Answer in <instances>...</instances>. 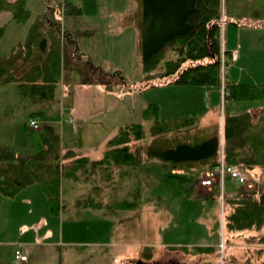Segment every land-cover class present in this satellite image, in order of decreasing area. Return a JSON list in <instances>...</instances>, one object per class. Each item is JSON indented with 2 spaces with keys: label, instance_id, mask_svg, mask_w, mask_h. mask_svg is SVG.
<instances>
[{
  "label": "rangeland",
  "instance_id": "1",
  "mask_svg": "<svg viewBox=\"0 0 264 264\" xmlns=\"http://www.w3.org/2000/svg\"><path fill=\"white\" fill-rule=\"evenodd\" d=\"M58 2L60 0H28L29 20L24 24L11 22L6 26L0 38V55H8L13 49L17 50L19 43L25 42L30 23L39 16L47 15L49 19L59 24L60 42L63 49L61 76L52 101L43 104H31L27 99L18 95L14 84L0 86L1 146L10 145L15 149L14 152H21L26 150L22 149L19 143L21 141L22 143L29 142L27 146L31 154L40 150L42 131H30L25 125L27 121V119L25 121V112L29 108L31 110L43 108L47 124L59 136L60 148L67 150L78 146L80 152L91 160L101 159L108 139L116 134L120 127L129 124L142 125L145 133L144 139L130 144L135 146L134 148L137 145H140V148L142 145H146L150 141L149 128L152 123L149 120H144L143 111L151 103L158 106L157 117L159 120L176 122L189 118L195 119L191 114H199L197 110L201 108V105L193 97L189 98V94H184L181 99L178 98L177 90L172 88L177 85L164 86L166 89L147 86L141 92H132L127 89L139 90L147 85V82L142 79L141 36L139 31L142 18L139 19L141 17L140 7L134 6V0H130L126 6L121 7L113 5V0H111L107 3L110 5L108 8L100 7L99 9L96 7L97 4H94L93 9H89L91 3H86V7H84L86 12L88 10L100 12L102 21L97 17L96 20L99 22L97 24L90 23L87 18L92 19L91 16L80 20H74L72 17L70 20L68 17L64 18L55 9ZM136 3L137 6L140 5L138 0ZM229 10L231 13H228ZM107 14L110 15V20L114 23H105ZM129 16L134 20L136 19V23L132 21L115 23L118 17ZM228 17H232L235 21L233 22L232 19V22H227ZM261 17L264 19V0H241L240 4H236V0H222L219 22L220 36L225 49L232 54V62L228 66L226 60L220 65L219 78L224 81L225 85L227 84L226 77H230L231 74H237L243 80L252 82L264 81V20ZM6 18L7 14H0V26L4 25L7 21ZM240 19L244 22H241L242 24L237 27L236 23ZM84 23H88L91 28L97 27L95 30L88 31V34L93 32V39H90L88 34L83 36L75 34L79 29L85 28ZM222 49L224 48L220 43L219 60ZM90 50L93 51L95 61L91 68L87 65L86 58L82 56V52L85 54L86 52L89 53ZM168 54L170 55L169 58H175V54L172 52H168ZM226 55L230 58L228 53ZM70 56H72V64L69 62ZM77 71L84 73V79L85 77L92 78L110 91L104 94L97 84L92 87H85L77 85V82H72L70 76ZM166 81L169 80H151L148 83L155 85ZM188 87H193L190 91H193L195 95L198 94L197 86ZM162 88L164 90H161ZM217 104L219 105L216 124L209 127L208 131L217 132L219 135L220 151L223 147L224 110L235 113L254 109L256 115L264 112V100L227 102L225 104L224 101L221 103L218 101ZM170 106L177 110H169ZM169 111L174 112L170 113ZM197 114H195L196 117ZM69 118L71 122H68ZM198 127L201 129L197 128L199 133L204 134V128ZM167 137L171 142L189 139L183 134L178 136L176 133H171ZM138 160L140 164L137 168L130 166L112 167L107 169V172H110L109 181L100 180L99 174L95 177L96 180L90 183L91 186L100 187L102 192L93 193L91 191L89 194H93L104 204L114 205L117 200L121 199L136 202L137 207L133 210L119 209L117 211L119 216L116 218L124 219L121 225L123 228L121 234L130 242L125 250L121 249V252L124 253L125 251L126 254L118 256V249L113 246H105L99 250L97 248L85 249L88 246L87 243L115 240L119 235L117 227L114 231L112 228L109 230L106 222H102L99 217L95 216H101L102 211L99 210L86 211L85 214H82L83 216H76L75 213H64L63 219L61 215V219L68 223H64L65 228L68 225H76L75 228L78 230L75 234H79L72 238L67 235L66 231L63 240L69 238L74 240V243L79 242L82 245L81 249L84 250H97L101 264H108L110 259L114 260L116 257L118 259L115 262L127 258L126 260L130 264H139V262L143 264H200L204 261L212 264H258L259 260L256 255L260 246L251 242L250 232L232 233L227 231L225 216L231 208L227 205L229 199L246 193L253 194L258 199L260 194L264 193V171L258 168L247 171L248 182L244 186H239L236 183L230 184L226 181L221 195L217 186L212 190H206L200 189L196 184L194 188L195 179L204 174L208 169L207 167L197 165L190 170H172L171 167H163L160 161L149 159L145 155H141ZM166 173L183 175L191 180V184L184 188L167 179ZM71 184L72 181L69 179L63 181L62 195L64 200H68L69 194L75 196V194L85 192L82 189V184H76V186ZM36 187L35 189L40 193L39 185ZM231 189L232 194L229 195ZM41 195L43 196V194ZM20 199L21 196L16 199V203L22 204ZM2 201L7 203L0 196V222L4 223L8 217L5 213L6 209L2 206ZM43 211L39 221L45 220L46 227L49 228L48 243L49 245L59 243V231L52 225V221H58L57 226L59 227L58 218L60 217L54 218L46 210ZM31 212L30 216L26 215L27 220L24 217L25 223L37 222L33 221L31 217L34 215L33 208ZM106 218L111 221L112 225L115 224V218L112 217L111 211L110 216ZM20 226L22 223L19 225L12 221L10 229L5 230L0 224V242L7 241L14 244L23 241L24 238L29 240L35 238L33 230L26 231V234L21 236ZM99 229L103 230L98 231ZM42 232L40 231V233ZM140 246L151 247L152 251L156 250L151 251L152 256L147 260L143 256L151 254V252L149 250L143 251L141 256ZM197 246L214 247L216 252L212 255H190L178 248ZM53 248L56 251L59 249L62 251V264H68V262L90 264V259L80 250L75 252L80 255L76 257V260H73L75 257L69 258V256L71 253L74 255V251L68 254L65 247L56 245ZM78 249L80 248L78 247ZM103 252L107 253L101 257ZM52 256L54 259L56 258V254L54 255L52 251L48 250L44 259L50 263ZM57 261L56 258L55 264Z\"/></svg>",
  "mask_w": 264,
  "mask_h": 264
},
{
  "label": "trees",
  "instance_id": "2",
  "mask_svg": "<svg viewBox=\"0 0 264 264\" xmlns=\"http://www.w3.org/2000/svg\"><path fill=\"white\" fill-rule=\"evenodd\" d=\"M74 1H60L55 9L63 17H80L82 9ZM221 1L141 0L142 79L147 82L141 90L147 86L164 87L170 84L218 90ZM26 2L0 0V14H7V21L0 26V38L11 22L24 24L29 20L30 10ZM59 31V24L47 15L32 21L25 42L19 43L17 50L13 49L8 55H0V86L14 84L18 95L31 104L52 101L61 76L62 46ZM75 34L83 36L88 31H76ZM168 52L175 54V58H169ZM165 79L169 81L155 85L148 83ZM257 100H264V84H227L224 104ZM149 105L143 111V118L152 123L149 128L150 141L141 148L137 145L139 148L136 146V149L130 143L144 139L142 125L120 127L105 143L102 157L97 161L81 156L78 146L61 152L59 136L49 126L41 132L44 148L32 155L19 157L12 149L0 145V196L12 199L25 188L40 185L48 213L57 216L62 179L93 183L100 174V180L109 181L110 172L107 169L124 166L137 168L141 155L158 160L163 167L168 166L172 170H190L197 165L211 169L218 164L220 139L217 132L202 137L194 118L176 122L159 120L157 104ZM224 114V162L246 173L254 168L264 171V112L257 118L247 111L231 115L224 110ZM30 116L40 117L39 114ZM171 133L178 136L183 134L189 139L171 142L167 137ZM166 178L184 188L191 184V180L183 175L166 173ZM100 190V187H91L93 193ZM241 195L228 200L227 205L231 208L225 216V228L232 233L250 232L251 242L261 247L256 255L258 264H264V193L258 199L253 194ZM76 205L81 208L100 206L108 212L137 207L136 202L122 199L114 205H103L91 194L78 198ZM178 248L190 255H212L216 252L210 246ZM147 250L151 252L152 248H141V256ZM152 252L143 257L150 259ZM200 264L212 263L204 261Z\"/></svg>",
  "mask_w": 264,
  "mask_h": 264
},
{
  "label": "crops",
  "instance_id": "3",
  "mask_svg": "<svg viewBox=\"0 0 264 264\" xmlns=\"http://www.w3.org/2000/svg\"><path fill=\"white\" fill-rule=\"evenodd\" d=\"M11 1H13V0H11ZM60 1H64V0H60ZM110 1L111 0H76V2L74 1V3L76 5H79V7L82 9V15L80 17L74 18V20L75 19L80 20V19H84V18L86 19L87 17L91 16L92 19L91 18H87L90 21V23H92V24L99 23L96 20V18L98 17V19L102 21V17L99 15L100 12L98 10L96 12L89 11V10H88V12H86L84 7H86V3L88 4V2H89V3H91L89 9H93L92 7H95L94 4H97L96 7H98V9L100 7L108 8V6H110V5H107V3L110 2ZM240 1L241 0H236V4H240ZM27 2H28V0H27ZM27 2H26V7H27ZM129 2H130V0H113L112 4L116 5L117 7H121V6H126V4L129 3ZM138 2H140L139 6H137L136 0H134V6L136 8L140 7V16H141V0H138ZM228 13H231V11L229 10ZM230 15H232V14H230ZM245 17H246V15H245ZM70 18L71 17H68V20H70ZM228 18H229V20H228ZM228 18L226 19L227 22L231 21L233 19L232 17H228ZM139 19H141V17ZM242 19H245V18H242ZM261 19H263V18L261 17ZM94 21H96V22H94ZM129 21L130 22L132 21V22L136 23V19L134 20L131 16H129V17H118L115 23H118V24H120V23H128ZM234 21L235 20L233 19V22ZM241 22H242V20L240 19L239 22L236 23L237 27H239L244 21L242 23ZM105 23H114V22H112L110 20V15L109 14H107V19H106ZM85 25H86L85 28L79 29L78 31H91V30H95L97 28L96 26H93V28H91V26H89L88 23H86ZM88 35H89L90 39L94 38L93 32L91 34H88ZM82 54H83L82 56H84L86 58V63H87V65H89V68H91V66H94L95 61H94L93 51L90 50L89 53L86 52L85 54L82 52ZM69 62H70V64H72V56H70ZM62 65H63V49H62V59H61V71H62ZM233 72H236V71H233ZM70 77H71V81L72 82H77V85H83L85 87H89V86L92 87L95 84H97V85L100 86V88L104 92V94H106L107 91H110V90H106V88L103 85L99 84L98 82H95L92 78L89 79V77H85V79H84V73L82 71L81 72L77 71V73H73ZM227 79H228L229 83L231 82V83H243V84H245V83H248V84H264V81H262V82H252V81H249V80H243L237 74H234V75L231 74V76L228 77ZM131 85L136 86L135 84H131ZM166 87H169V86H166ZM166 87H164V89H166ZM158 88H160V87H158ZM172 88H174V90H177L178 98L181 99V98L184 97V94H189L190 95L189 98L193 97L197 102H199V105H201V108H199L197 110V111H199V114L192 113L191 116L195 117V125L203 127L206 130L205 133L202 134L203 136L202 135L201 136L202 137L211 136L212 135V131H208V128L211 127L212 125L216 124V120H217L216 117H217V114H218L217 113V109H218V105H219V104H217V102L219 101V103H221L219 91H217L216 89L214 90V89H211V88H204V87H198L197 86L196 90H197L198 94L195 95L193 93V91H190V89L193 88V87H188V86H181L180 87V85H177V86H174ZM127 89L132 91V92H141L142 91L141 89L138 90V89H135V88H133V89L127 88ZM164 89L162 88L161 90H164ZM217 95H218V98H217ZM169 110H177V109H174L173 106H170ZM169 112L173 113L174 111H169ZM247 112L251 113V115L254 118H257L260 115V114L256 115V113L254 112V109H252V110L250 109ZM25 113H26L25 121L28 118H32L30 116L31 114H35V115L39 114L40 117L35 116L33 118L37 119V121L40 123V125L42 127V130H43L44 127L49 126L47 124V118L45 117L46 115H45V112H44L42 107L39 108L38 110H31L29 108ZM237 113H241V112H235V113H229V114L235 115ZM195 114H197V117L195 116ZM221 127H222V124H221ZM52 131H53V129H52ZM19 143H20L22 149H26V150H22L21 152H15V154L17 156L26 157V156L32 155L29 152L30 150L28 149V146H27L29 142L22 143L20 141ZM6 147H8V148L12 149L13 151H15V149L10 147V145H8ZM36 147H37V145H36ZM38 147H39V145H38ZM43 148H44V146H43V144L41 142L40 150L43 149ZM60 149H61V152L65 151V150L62 149V147ZM80 155L84 156V157H87V156L83 155L81 152H80ZM88 159L91 160L90 158H88ZM92 161H97V160H92ZM207 171L208 170H206L204 172V174ZM204 174H201L198 178L195 179L194 188H195V186L197 184L198 179L202 178L204 176ZM64 180H66V179H62L60 181V211H59V214L57 215V216L60 217V218H58L59 227L57 226V222H58L57 219H56L57 222L52 221V225H54V227L57 228V231H59V236H60V242L59 243H52L51 245H49L48 240H47V236L50 235V232H48L49 228L46 227V221L45 220L44 221H39L40 217H41L40 215H43L41 212H44L43 210H46L48 212V208H47V205H46V198H45V195H44L42 189L40 188V185H39L40 193L37 191V189H35L36 185H33L35 187L29 186V187L25 188L23 191H21L19 194H17L12 199H4L1 196L2 200H6L7 201V203H3V201H2V206L6 209L5 213H6V216L8 217L7 218L8 220L6 222H4V223L0 222L1 227L3 226L2 227L3 229L5 228V230H9L12 221H13V223H17L19 225L22 223V226L19 227L20 230L22 231L21 236H24L26 234V231L33 230V234H34L35 238L33 237L32 240L24 238L23 241L16 242L14 244H13V242H7V241L4 242V243L0 242V249H1L0 250V264H16L14 262V260H13V254H14V250L17 249V248H20L24 252V254L27 256V260L25 262L19 263V264H55L56 258L58 259L57 264H62V251H60V249L56 251L53 248V246H56V245L60 246V247L61 246L65 247V250L68 251V254L71 251H74V255H72V253H71V255L69 256V258L75 257V259H73V260H76V257L78 255H80L79 253L76 254L75 252H77V250H80L81 252L85 253L87 255V257L90 259V264H101L100 258L98 257L99 253L97 252V250H99V249H101V248H103L105 246L116 247L118 249V252H117L118 256H121V254H126L125 251H124V253L121 252V249L123 248L125 250L127 248L128 244L130 243L128 241V239L124 238L122 236V234H121V231L123 229L121 225L123 224V220L124 219L119 220L118 218H116V217L119 216V214L117 212H112V217L115 218V224L112 225L111 221L106 218V217L110 216V212L106 211L103 207H100V206L88 207V208L78 207L76 205V200L78 198L82 197L83 195L89 194L90 191H91V187H92L89 182H85L83 180L69 179V180L72 181V184H71L72 186L73 185L76 186V184H80V185L82 184V189L85 192H83L81 194H75V196H72L71 194H69L67 196L68 200H64L63 195H62L63 194L62 188H63V181ZM230 184H233V183H230ZM29 188H32V189H29ZM36 188H38V187H36ZM213 188H216V186H214ZM25 190H27V191H25ZM101 192H102V190L98 191L97 193H101ZM41 194H43V196ZM231 194H232V189L229 192V195H231ZM19 196H21L20 201H21L22 204L16 203V199ZM91 196L97 202H99V203L101 202L102 203V201H100V199L95 197L93 194H91ZM102 204L106 205L107 203H105V204L102 203ZM8 205H9V208H8ZM32 208H33V211H34V215L31 216V217H32L33 221H37V222H34V223H27L26 222L25 223V218L24 217H26V220H27V216L26 215L30 216V214L32 213L31 212ZM89 210L102 211L101 212V216H98V215H95V216L99 217V219L102 222H106V225L109 228V230H111V228H112L113 231H114L116 229V227H117V230L119 232V235H118V237L115 240L94 241V242H91V243H87L88 246L85 249L97 248V250H94V249L93 250H84V249H81L82 245L79 244V242H75L74 243V240H71L69 238L63 240L64 232H66V231L68 233L67 235L71 236L72 238L74 236H78L79 235V234H75L76 231L78 230V228H75V227H77L76 225H68L65 228V226H64L65 222L62 220L63 219V214L64 213H75L76 216H80V215L83 216L82 214H85L84 212L89 211ZM61 215H62V219H61ZM55 217L56 216H54V218ZM77 222H79V221H77ZM65 224H68V223H65ZM75 224H78V223H75ZM42 225H44V226L42 227ZM7 226H9V227H7ZM103 228H104V225H103ZM65 229H67V230H65ZM44 230L47 231V232L45 233ZM101 230H103V229H99L98 231H101ZM40 231H43V232L40 233ZM68 231H70V232H68ZM97 233H99V232H97ZM6 240H8V239H6ZM145 246H153V245H145ZM78 247L80 249H78ZM143 247L144 246H140L139 250L141 248H143ZM48 250L52 251V254L53 253H54V255L56 254V258L54 259V256H52V261H50V263H48L44 259V257L47 255V251ZM106 253L107 252H103L101 257L105 256ZM117 259H118L117 257L114 258V260L110 259L108 264H122V263H126L127 262V260H126L127 258L126 259H121L119 262H115V260H117ZM73 260H71V261H73ZM70 263L71 262H68V264H70ZM71 264H73V263H71Z\"/></svg>",
  "mask_w": 264,
  "mask_h": 264
},
{
  "label": "built area",
  "instance_id": "4",
  "mask_svg": "<svg viewBox=\"0 0 264 264\" xmlns=\"http://www.w3.org/2000/svg\"><path fill=\"white\" fill-rule=\"evenodd\" d=\"M221 43L223 45V48L225 49L223 42ZM224 49H222L221 51L220 65L222 64V62L225 63L226 60V65L228 66L232 62V54L228 53ZM226 53L229 54L230 58H228ZM226 82L228 84L227 77H226ZM227 84L225 85L224 81L220 80L219 93L221 96V102L224 101L223 98L227 94ZM68 122H71L70 118L68 119ZM26 126L30 131L40 130V124L36 119H27ZM226 181L236 183L239 186H244L248 182V176L246 172H243L237 167L232 165H227L224 162L223 151L221 150L219 154L218 164L215 167L209 169L204 174L202 179L201 178L198 179L197 185L199 186L200 189H206V190H211L215 185H217L222 194L224 189V184ZM13 260L16 264L23 263L27 260V256L20 248H17L14 250Z\"/></svg>",
  "mask_w": 264,
  "mask_h": 264
},
{
  "label": "bare ground",
  "instance_id": "5",
  "mask_svg": "<svg viewBox=\"0 0 264 264\" xmlns=\"http://www.w3.org/2000/svg\"><path fill=\"white\" fill-rule=\"evenodd\" d=\"M26 125V124H25ZM26 128H27V126H26ZM28 129V128H27ZM29 130V129H28Z\"/></svg>",
  "mask_w": 264,
  "mask_h": 264
}]
</instances>
